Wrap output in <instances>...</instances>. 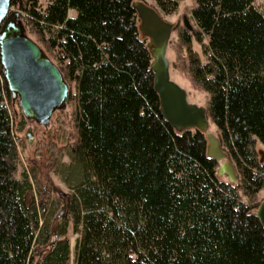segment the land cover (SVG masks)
I'll list each match as a JSON object with an SVG mask.
<instances>
[{
  "label": "trees",
  "instance_id": "trees-1",
  "mask_svg": "<svg viewBox=\"0 0 264 264\" xmlns=\"http://www.w3.org/2000/svg\"><path fill=\"white\" fill-rule=\"evenodd\" d=\"M133 1H10L73 85L74 133L62 166L69 193L47 212V184L36 199L28 175L16 176L0 67V264H68L67 230L73 264H264L253 203L264 189L254 149L264 145V14L254 0H191L193 26L172 29L181 54L171 67L205 94L232 184L206 156L203 133L163 121ZM180 1L152 0L164 15Z\"/></svg>",
  "mask_w": 264,
  "mask_h": 264
},
{
  "label": "water",
  "instance_id": "water-1",
  "mask_svg": "<svg viewBox=\"0 0 264 264\" xmlns=\"http://www.w3.org/2000/svg\"><path fill=\"white\" fill-rule=\"evenodd\" d=\"M11 0H0V67L10 101L17 102L23 119L46 127L53 112L67 105L68 84L43 49L26 33L17 11H11ZM138 20V32L146 39L151 57L153 88L158 96V110L163 121L176 132L195 129L204 134L206 156L219 162L217 175L226 174L228 182L236 174L215 134L209 131L205 108L189 103L186 93L169 77L166 57L173 25L159 15L155 8L142 0L132 2ZM27 142L31 137L27 133ZM264 227V202L254 212Z\"/></svg>",
  "mask_w": 264,
  "mask_h": 264
},
{
  "label": "rangeland",
  "instance_id": "rangeland-1",
  "mask_svg": "<svg viewBox=\"0 0 264 264\" xmlns=\"http://www.w3.org/2000/svg\"><path fill=\"white\" fill-rule=\"evenodd\" d=\"M42 6L45 5L47 0H39ZM147 3L149 6L155 8L152 0H142ZM254 6L258 9L259 12L264 14V0H254ZM192 6L191 0H181L176 10L170 15H164L160 12L159 15L163 20L171 23L173 26H186L188 28L193 26V22L190 18V9ZM11 11H17L18 16L23 24V21L20 17L19 11L16 8L11 7ZM24 26V24H23ZM26 30V28H25ZM27 35L34 40L36 39L33 34L27 32ZM41 46V45H40ZM192 47L198 53L200 52L198 44L195 42L192 43ZM180 49L176 44V36L173 31H171L167 48H166V57L169 63V77L170 79L179 85L186 93V98L189 103H193L197 106L205 108V94L197 89L193 88L190 83L175 69L171 67V62L175 60L176 57H180ZM49 58H51L48 55ZM52 60V59H51ZM69 90L72 91L73 85L68 84ZM10 113L12 117V130L13 136L15 138V146L18 154V163L16 176L19 177L20 173L24 171L29 178L31 183V194L33 197L37 198L39 184L44 186L47 184V212H50L51 209H56L58 207L56 194L64 195L69 193V188L67 183L62 179L63 177V165L71 164L67 156V150L72 142L73 137V126H72V112L73 104L67 101V105L63 111L54 112L49 120V126H56L60 131H57L54 138V143L50 141L53 130L48 129L44 135H42V130L33 128L31 130V142H27L26 134L28 133L27 129L31 128L33 124L26 122L17 105V102L9 103ZM22 121V123H21ZM18 126L20 130H18ZM209 131L215 134L214 127L209 124ZM46 136V137H45ZM44 142V144H42ZM254 149L257 153L259 161L264 162V145L261 144L258 140L254 141ZM223 161V160H222ZM219 161L218 165L222 162ZM218 177L224 181L228 182V177L226 174H220ZM234 184L235 182H230ZM240 199L243 202H247V199L239 192ZM30 195L26 196L28 200ZM264 202V189L258 191L254 203V211L258 207L259 203ZM67 238L69 244V262L68 264H73V246L75 235L71 234L67 230Z\"/></svg>",
  "mask_w": 264,
  "mask_h": 264
},
{
  "label": "flooded vegetation",
  "instance_id": "flooded-vegetation-1",
  "mask_svg": "<svg viewBox=\"0 0 264 264\" xmlns=\"http://www.w3.org/2000/svg\"><path fill=\"white\" fill-rule=\"evenodd\" d=\"M63 111V110H62ZM55 112H59V111H55ZM54 113V112H53ZM52 116V115H51ZM51 118V117H50ZM50 120V119H49ZM27 122V121H26ZM30 123V122H29ZM31 124H33V123H31ZM33 128H35V129H38V130H42V131H40V132H42V135H44L45 134V132L48 130V129H52L53 130V132L54 133H52V135L51 136H49L50 138V141L52 140V143H54V138H55V134H56V132L57 131H60L56 126H54V128L52 127V126H49V123H48V125L46 126V127H41V126H38V125H35V124H33V126L31 127V128H28L27 129V131H28V134L30 135V137L32 138V136H31V130H33ZM46 137V136H45ZM31 142V141H30ZM42 144H44V142L42 143Z\"/></svg>",
  "mask_w": 264,
  "mask_h": 264
}]
</instances>
